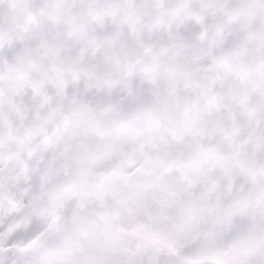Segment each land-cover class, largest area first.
<instances>
[{
  "label": "snow or ice",
  "instance_id": "snow-or-ice-1",
  "mask_svg": "<svg viewBox=\"0 0 264 264\" xmlns=\"http://www.w3.org/2000/svg\"><path fill=\"white\" fill-rule=\"evenodd\" d=\"M0 264H264V0H0Z\"/></svg>",
  "mask_w": 264,
  "mask_h": 264
}]
</instances>
